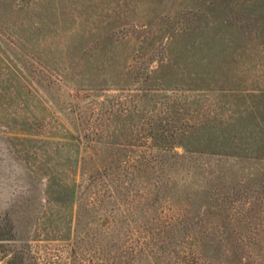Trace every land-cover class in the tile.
I'll list each match as a JSON object with an SVG mask.
<instances>
[{
  "label": "rangeland",
  "instance_id": "1",
  "mask_svg": "<svg viewBox=\"0 0 264 264\" xmlns=\"http://www.w3.org/2000/svg\"><path fill=\"white\" fill-rule=\"evenodd\" d=\"M214 192L264 222V0H0L2 229L44 264H180L188 236L257 254ZM209 204L204 236L166 232Z\"/></svg>",
  "mask_w": 264,
  "mask_h": 264
},
{
  "label": "trees",
  "instance_id": "2",
  "mask_svg": "<svg viewBox=\"0 0 264 264\" xmlns=\"http://www.w3.org/2000/svg\"><path fill=\"white\" fill-rule=\"evenodd\" d=\"M248 190V188H245L243 195L245 194V196H248ZM214 193L218 196V199L213 197L215 199V201L214 199L213 201L216 203L215 207L219 210H224L225 208L227 210L235 211V217L239 216L238 214H240V212L238 211L245 210V206H243V209L226 208V205L222 204L223 200L219 198V195L216 192ZM162 195L163 193L161 188H156L154 185V204H157L158 201L162 199ZM207 207H200L199 205V207H195L192 210H186V214H183L184 216L182 215V217H180L181 215H179L177 218L169 220L171 223H167L166 232L169 234H182V232L186 231V233L191 232L196 234L199 229V233L204 236L206 233L204 225L211 219L212 216H216V213L213 212L214 207L211 204ZM155 210L154 206V214L157 213ZM240 215H242V217L236 221H240L249 227V231H260L264 228V222H262L259 218H256V214H252L251 212L246 213L243 211ZM7 222L8 226L6 230L0 227V255H3L4 258L8 259L7 264H44L42 257L34 251L32 246L33 241L26 239L24 236H20L19 230L17 229V220L8 215ZM254 238L255 241L246 236L241 239H229L221 235L215 238L205 236L204 241L203 239L200 240L196 236H188V238H186L187 242H177L176 244L190 249L189 253L184 252L185 255L183 254L184 256L181 257L180 264H230L225 260L222 262L220 254L212 256L213 252H218L217 249L222 250L225 259L240 258V264H264V248L257 254L251 250L250 246H256L258 248L256 244L257 237ZM171 242H173L172 239L167 240L164 242V246L171 244ZM225 242L229 243V248L226 245L224 246ZM248 247L250 248L246 252V248ZM244 251L246 253L245 256L243 255ZM176 252L179 251L176 250ZM208 256L211 257L209 258L211 261L204 260V257L207 258ZM154 264L157 263L154 262Z\"/></svg>",
  "mask_w": 264,
  "mask_h": 264
}]
</instances>
